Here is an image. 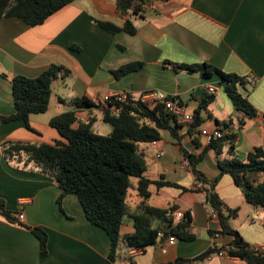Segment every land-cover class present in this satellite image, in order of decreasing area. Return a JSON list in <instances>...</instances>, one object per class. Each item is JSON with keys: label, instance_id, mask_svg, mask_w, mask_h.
<instances>
[{"label": "crops", "instance_id": "obj_1", "mask_svg": "<svg viewBox=\"0 0 264 264\" xmlns=\"http://www.w3.org/2000/svg\"><path fill=\"white\" fill-rule=\"evenodd\" d=\"M116 1L79 0L37 27H29L17 18L0 21V116L15 113L14 78H36L52 65L71 73L65 81L67 92L53 90L49 111L31 116L35 132L21 122H0V146L8 141L48 144L62 141L50 121L65 113L58 106L66 103L64 94L72 104L75 99L91 102L111 93L124 92L138 99L146 92H163L176 98L186 113L194 117V122L178 121V137L165 131L158 148L150 144L140 146L148 167L147 178L178 185H152L147 204L169 210V219L175 225L183 220L177 219V212L189 214L192 221L188 232L194 239L177 238L163 253L161 243L170 236L161 233L163 239L137 253L127 264H174L180 259H196L215 247L228 248L233 237L213 239V234L220 231V223L209 215L211 205L205 190L209 185L196 180L187 154L199 159L197 170L210 182L221 170L219 156L209 149L210 143L201 134L203 130L228 127L230 135L235 136L234 155L230 156L226 143L221 160L235 157L244 161L257 148L264 150V0H149L139 16H123L117 12ZM94 19L112 22L120 28L130 20L137 32L134 36L125 32L112 35L96 25ZM131 63H142L143 68L120 79L114 76L113 71ZM204 63L229 75L258 79L254 87L238 86L239 93L258 111V116L251 118L238 111L218 76L205 78L199 72L178 68ZM209 87L217 90L214 95L209 93ZM211 96L214 100L205 107ZM54 105L59 110L57 113L52 112ZM70 111H75L81 120L93 117L97 123L103 118V110L95 106L84 109L73 106ZM197 112L199 123L195 121ZM107 130L112 133L113 128ZM158 150L165 152L161 159L156 158ZM255 178L264 181V174ZM214 192L221 199L226 215L237 212L230 225L243 240L251 247L264 246V209L249 204L229 174L221 177ZM61 194L51 176L10 163L0 153V198L14 215H24V221L18 220L21 225L0 217V264L107 263L111 250L108 234L88 221L77 196H66L61 210L57 203ZM136 196L139 202L135 205L131 202L133 195L130 199L131 213L143 202L137 193ZM154 226L165 227L157 220ZM35 227L43 228L48 234L46 259H41L40 241L28 229ZM121 232L123 236L134 234L129 217ZM128 251L124 249L120 256ZM183 264L247 263L234 257H214Z\"/></svg>", "mask_w": 264, "mask_h": 264}, {"label": "trees", "instance_id": "obj_2", "mask_svg": "<svg viewBox=\"0 0 264 264\" xmlns=\"http://www.w3.org/2000/svg\"><path fill=\"white\" fill-rule=\"evenodd\" d=\"M79 0H0V21L4 18H17L29 27L43 25L50 17ZM149 0H117V12L123 16L133 14L139 16ZM94 23L112 35L125 32L134 36L137 32L133 22L127 20L124 28L116 24L94 19ZM142 63H131L113 71L117 79L140 71ZM190 73L199 72L205 78L218 76L225 85V91L233 100L236 108L251 118L258 116V111L239 93L238 86L245 88V78L229 75L211 64L179 65ZM63 71L61 83L71 76L64 67L52 65L47 71L36 78L18 76L12 80L15 113L9 117L0 116V122H21L32 132L31 116L46 114L50 109L53 85L59 81L58 74ZM126 104L117 103L103 110V121L109 124L113 131L109 135H101L93 130L96 118L87 120L78 119L75 111L62 113L50 121V126L57 130L62 141L48 143L32 142H4L0 146V153L5 159L18 166L29 168L32 171L51 176L62 190L57 203L62 209L66 196L75 195L81 203L88 221L103 229L111 240V250L106 264H118L120 254L124 249H146L159 239L161 233L165 236H175L181 241H192L188 228L191 225V216L186 214L180 224L175 225L169 219L170 211L154 208L147 204L151 197L152 185L177 187L169 182H153L147 178V163L140 152V146L152 141L160 142L165 131L178 137V119L166 110L165 105H151L143 103L139 98L128 96ZM211 96L206 102H212ZM75 108L94 107L87 99L72 101ZM199 123V112L195 116ZM228 128V127H226ZM235 136L227 135L222 139L210 142L209 149L215 150L220 167V175L208 181L204 174L197 170L199 160L188 156V162L198 182L209 185L207 191L208 202L219 211L220 232L223 236L234 238L232 245L226 250L230 257L239 258L247 264H264V254L257 253L247 244L239 232L230 225V220L237 215L231 212L226 215L218 194L214 192L221 177L229 174L235 183L242 189L246 201L258 208L264 209V181L255 178L257 174H264V150L257 148L247 160L235 157L221 160L222 150L229 143V154L234 155ZM131 192H136L143 202L135 213H131L129 206ZM0 217L11 224L21 225L9 211L6 202L0 198ZM129 217L135 232L129 236L122 235L125 219ZM160 221L164 228L154 226ZM40 241L41 259L49 255L47 232L41 227L28 228ZM215 234V233H214ZM213 234V235H214ZM219 251L210 249L205 254L193 260H177L174 264L193 263L204 260L207 256Z\"/></svg>", "mask_w": 264, "mask_h": 264}, {"label": "built area", "instance_id": "obj_3", "mask_svg": "<svg viewBox=\"0 0 264 264\" xmlns=\"http://www.w3.org/2000/svg\"><path fill=\"white\" fill-rule=\"evenodd\" d=\"M63 76V71H60L58 74L59 80L62 79ZM245 82L247 85L250 86H255L258 82V79L253 78V77H246ZM208 91L211 95H214L215 92L217 91L215 88L209 87ZM127 93H111L108 95H105L103 97L99 98H94L92 99V104L101 109V110H106L109 108L111 105H115L117 103L120 104H126L129 101ZM143 103L151 104V105H158V104H163L165 105L166 110H168L170 113L174 114L178 121H183L188 124H193L194 122V117L192 115H188L185 111V107L178 101L176 98L170 97L166 95L163 92L160 91H150L142 94L139 98ZM201 134L206 137L207 141L210 143L211 141L215 139H222L227 135H230V130L229 129H222V130H215V131H208V130H203ZM155 148L159 147V142L158 141H152L150 143ZM165 155V152L163 150H158L156 154L157 159L163 158ZM222 211L226 213L225 208L222 206ZM210 218L212 220H218L219 221V211L214 208L210 207L209 211ZM14 217L19 220L20 222L24 221V215L22 213H17L14 215ZM177 219H184L185 215L182 212H177L176 214ZM224 236L220 232H216L213 235L214 240H220ZM164 235L160 234L159 239H163ZM158 239V240H159ZM177 241V238L175 236H170L167 240L161 243V250L163 253L167 252V249L169 246L175 244ZM216 248V247H215ZM223 248L219 249V251L207 256L204 260H211L214 257H219V258H231L226 250H222ZM255 252L264 254V246H255L253 247ZM142 249H134L130 250L128 252H125L122 254L118 260V263L120 264H127L130 262L131 258L135 256L137 253L141 252ZM204 260H198L196 262H201Z\"/></svg>", "mask_w": 264, "mask_h": 264}, {"label": "rangeland", "instance_id": "obj_4", "mask_svg": "<svg viewBox=\"0 0 264 264\" xmlns=\"http://www.w3.org/2000/svg\"><path fill=\"white\" fill-rule=\"evenodd\" d=\"M67 81H68V79H67ZM53 90L54 91H62V92H67V87H66V85H65V83H59V82H55L54 83V85H53ZM63 97H65L64 99H66V103H64V104H61V103H59L58 104V106H59V108H62V109H64V110H62V111H64V112H66V111H70L72 108H73V105L70 103V101H69V99L67 100V97L68 96H65V94H64V96ZM57 111H59V110H56V105H54L53 107H52V112L53 113H57ZM96 114L99 116H101V114L100 113H98V112H96ZM101 118H102V116H101ZM112 127L109 125V124H107V123H105L104 121H102V119H100L96 124H95V126H94V130L96 131V132H98L99 134H101V135H109L111 132L109 131L108 132V130L107 129H111ZM131 194L133 195V197H132V199H131V202H132V204L133 205H135L136 203H138L139 202V198H137V196H136V193L135 192H131Z\"/></svg>", "mask_w": 264, "mask_h": 264}]
</instances>
